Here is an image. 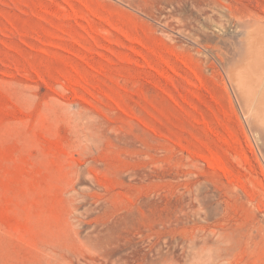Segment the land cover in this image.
I'll return each mask as SVG.
<instances>
[{
  "label": "rangeland",
  "instance_id": "374dc122",
  "mask_svg": "<svg viewBox=\"0 0 264 264\" xmlns=\"http://www.w3.org/2000/svg\"><path fill=\"white\" fill-rule=\"evenodd\" d=\"M249 22L264 0H0V264H264Z\"/></svg>",
  "mask_w": 264,
  "mask_h": 264
},
{
  "label": "bare ground",
  "instance_id": "6f19581e",
  "mask_svg": "<svg viewBox=\"0 0 264 264\" xmlns=\"http://www.w3.org/2000/svg\"><path fill=\"white\" fill-rule=\"evenodd\" d=\"M237 35L238 45L235 43L229 65L230 82L264 152V24L249 22Z\"/></svg>",
  "mask_w": 264,
  "mask_h": 264
}]
</instances>
